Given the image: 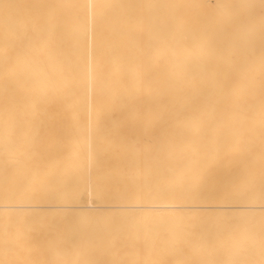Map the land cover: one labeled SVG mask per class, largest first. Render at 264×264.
Wrapping results in <instances>:
<instances>
[{
    "label": "bare ground",
    "instance_id": "obj_1",
    "mask_svg": "<svg viewBox=\"0 0 264 264\" xmlns=\"http://www.w3.org/2000/svg\"><path fill=\"white\" fill-rule=\"evenodd\" d=\"M2 3L22 7L0 9V264H260L261 0ZM41 4L60 6L54 50L14 49ZM72 125L85 143L67 146ZM249 170L253 187L225 195ZM75 229L85 244L45 243Z\"/></svg>",
    "mask_w": 264,
    "mask_h": 264
},
{
    "label": "snow or ice",
    "instance_id": "obj_2",
    "mask_svg": "<svg viewBox=\"0 0 264 264\" xmlns=\"http://www.w3.org/2000/svg\"><path fill=\"white\" fill-rule=\"evenodd\" d=\"M22 6L10 3L0 4V9L4 10L5 19L7 22H12V17L10 16V11L12 9L20 8ZM34 7L37 11L29 19L18 21L20 24V31L12 40V46L16 50L23 49L27 44L31 42L42 43L45 49L54 50L55 48V38L54 33L57 28L56 17L54 13H50L47 10H53L59 5L55 4H41ZM101 8H111V7H121L119 5H101ZM241 7H248L246 5H241ZM226 24L228 22H225ZM251 21L250 19L244 21L240 25H233L229 35L240 39L244 34V29L250 30ZM204 39V37H201ZM207 39H211L210 36ZM261 51L264 53V0H261ZM130 114L134 115V118L139 119L138 115H135L130 110ZM253 187V177L249 170L247 173L238 174L235 181L233 182L231 188L227 190L224 194L230 196H239L249 191ZM262 194H264V175H262L261 180ZM87 242V232L75 229L68 234H57L45 241L48 247H70L74 244H85ZM262 252H264V230H262ZM44 264H59L57 261H46ZM67 264V262H64ZM85 264H95L94 261H86ZM184 264H253V262L247 261H233L226 259H216L213 261H198V260H188ZM260 264H264V259L260 261Z\"/></svg>",
    "mask_w": 264,
    "mask_h": 264
},
{
    "label": "rangeland",
    "instance_id": "obj_3",
    "mask_svg": "<svg viewBox=\"0 0 264 264\" xmlns=\"http://www.w3.org/2000/svg\"><path fill=\"white\" fill-rule=\"evenodd\" d=\"M60 126L63 127V125H58L56 128H58V129H62V130H63V128H61ZM66 126H67V125H66ZM66 126H64V127H66ZM68 126H69V125H68ZM68 126H67V127H68ZM70 126H71V125H70ZM70 126H69V128H70ZM72 126H73V125H72ZM73 127H75V129L73 130V131L75 132V131L77 130V127H76L75 125H74ZM73 127H72L71 129H73ZM79 127H81V126H79ZM79 127H78V128H79ZM82 127H83V126H82ZM99 127L103 128V129L105 130V131H104V130L102 129L103 132L101 131L102 133H105V134H106V136H105L104 134L101 133L102 135H104L103 137H105V138H108V137H114L115 134L118 135L119 133L122 134V133L119 132V131L113 133V130H110V128H112V126H111V125L109 126L108 124L105 125L106 128H105L104 126H102V125L99 126ZM69 128H68V129H69ZM64 129H65V128H64ZM68 129H67V130H68ZM108 129H109V130H108ZM62 130H61V131H62ZM65 130H66V129H65ZM67 130H66V131H67ZM69 130H70V129H69ZM61 131H60V133L62 134L63 132H61ZM63 131H64V130H63ZM71 131H72V130H71ZM106 131H107V132L110 131V132H109V133H106ZM79 132H81V131H79ZM79 132H75V135H76V133H79ZM82 132H85V131H82ZM82 132H81V133H82ZM57 133L60 135L59 130H58V131H55V134H56V135H55V134H53V135H55V137H56V136H58ZM66 133H70V132H66ZM81 133H80L79 135H81ZM110 133H111V134H110ZM71 134H72V133H71ZM113 134H114V135H113ZM38 135H39V134H38ZM41 135L43 136V135H45V134H44V133H41ZM41 135H40V136H41ZM62 135H63V134H62ZM66 135H67V134H66ZM66 135H65V137H66ZM68 135H69V134H68ZM42 136H41V137H42ZM46 136H47V135H46ZM46 136H45V137H46ZM73 136H74V135H73ZM76 136L78 137V139L75 138V137H74V139H76L77 142H75V140H73V137H72V138H69V137L66 138V141H67V140H70V139L74 141L73 143H70V144L68 143V141H67V143H68V144H67L66 141H65L63 138H61L60 141H57V140H56L55 142H56L57 144H60V145L63 144L64 146L62 145V147H65V146H66V145L64 144V141H65V143L67 144V146H68V145H70V146H75L76 143H78V140L80 139L79 137H81V136H78V135H76ZM63 137H64V136H63ZM65 137H64V138H65ZM119 137H120V135H119ZM59 138H60V137H59ZM57 139H58V138H57ZM58 140H59V139H58ZM80 140H81L82 142H84L83 139H80ZM113 140H114V139H113ZM62 141H63V143H62ZM115 141H118V143L113 142V143H115V144H113V143H112V144H113V145H119V142L121 141V139H119V140H115ZM79 142H80V141H79ZM82 142L78 143V145L81 144ZM84 143H85V142H84ZM103 143L105 144V142H103ZM103 143H102V144H103ZM42 144H43V143H42ZM71 144H74V145H71ZM43 145H44V144H43ZM116 147H117V146H116ZM67 148H68V147H67ZM111 159L113 160V158H111ZM121 160H122V159H121ZM111 162H112V161H111ZM113 162H114V161H113ZM119 163H120V161H119ZM122 163L125 165V162L122 161ZM122 163H121V164H122ZM121 164H120V165L118 164V165L120 166V168H123L124 166L121 167V166H122ZM111 184H113L112 186H114L116 183H115V182H112ZM118 184H119V183H118ZM113 188H114V187H113Z\"/></svg>",
    "mask_w": 264,
    "mask_h": 264
}]
</instances>
